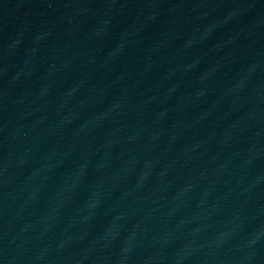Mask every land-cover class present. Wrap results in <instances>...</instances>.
Segmentation results:
<instances>
[{"label": "water", "instance_id": "water-1", "mask_svg": "<svg viewBox=\"0 0 264 264\" xmlns=\"http://www.w3.org/2000/svg\"><path fill=\"white\" fill-rule=\"evenodd\" d=\"M217 125L244 264H264V0H179Z\"/></svg>", "mask_w": 264, "mask_h": 264}]
</instances>
